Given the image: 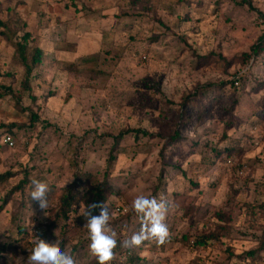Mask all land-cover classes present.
<instances>
[{"label":"rangeland","instance_id":"1","mask_svg":"<svg viewBox=\"0 0 264 264\" xmlns=\"http://www.w3.org/2000/svg\"><path fill=\"white\" fill-rule=\"evenodd\" d=\"M263 36L264 0H0V264H29L35 234L96 264L82 197L103 183L121 248L137 196L169 205L141 264H264Z\"/></svg>","mask_w":264,"mask_h":264},{"label":"clouds","instance_id":"2","mask_svg":"<svg viewBox=\"0 0 264 264\" xmlns=\"http://www.w3.org/2000/svg\"><path fill=\"white\" fill-rule=\"evenodd\" d=\"M30 183L32 185L30 198L38 202L39 208L46 215L50 188L46 182L38 179H32ZM95 208L101 209L99 215L91 214V210ZM132 208L140 219L141 228L130 239L123 241V246L139 247L145 241L154 242L157 246L164 245L170 236L165 223L169 211L167 201L163 198L158 200L156 197L139 195L133 201ZM83 215L87 217L85 226L89 232L91 254L97 258L98 264H109L114 259V249L117 247L116 232L110 223L113 219L112 213L106 204L94 203L86 206ZM35 236V246L28 257L29 264H76L74 258L62 251L58 244L47 242L39 235Z\"/></svg>","mask_w":264,"mask_h":264},{"label":"trees","instance_id":"3","mask_svg":"<svg viewBox=\"0 0 264 264\" xmlns=\"http://www.w3.org/2000/svg\"><path fill=\"white\" fill-rule=\"evenodd\" d=\"M28 36L23 37L20 41L16 42L14 46L17 49V53L20 56V59L24 63V66L26 67L27 76H30L33 68L39 64L43 59V52L40 49H35L33 51V55L31 58V62H29V58L27 56V44H28ZM264 42V36L259 40L258 45L254 48V53H258L257 49L260 47V45ZM248 63V62H247ZM6 91V95H9L11 93V89L4 88L0 86V92ZM129 133V132H128ZM144 136H148L149 134L143 133ZM124 134L120 136V138H123ZM176 140L179 139V136H176ZM111 159L114 161L115 156L112 155ZM13 177L12 174H5L0 176V184L8 179H11ZM89 181V180H87ZM84 182L81 177L77 179V182L74 184V188H72L67 194H65L62 197L61 203H62V210L65 212V217L67 218V214L73 211L72 207L76 205L79 191H76L75 188H78L79 190L84 187ZM114 190L111 186H108L107 184H99L95 186L92 190H90L87 193H84V196L82 197V200L85 201L86 206L91 204H108L110 201L111 196L114 194ZM119 207H116V209ZM115 209V211H116ZM101 209L95 208L91 210L92 215H99ZM262 250L260 252H264V245L261 246ZM133 248L127 247L126 249L121 248V243L117 242V247L114 249V259L109 262V264H141L143 263V260H140V257L137 256V254L134 253L132 250ZM6 248H4L2 245H0V253L5 251ZM259 252V253H260ZM257 252H252L250 256H254ZM98 264V261L97 263Z\"/></svg>","mask_w":264,"mask_h":264},{"label":"built area","instance_id":"4","mask_svg":"<svg viewBox=\"0 0 264 264\" xmlns=\"http://www.w3.org/2000/svg\"><path fill=\"white\" fill-rule=\"evenodd\" d=\"M11 142V139L10 138H8V139H6V143H10ZM116 213H122V210H121V208H117L116 209Z\"/></svg>","mask_w":264,"mask_h":264}]
</instances>
